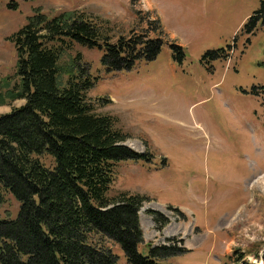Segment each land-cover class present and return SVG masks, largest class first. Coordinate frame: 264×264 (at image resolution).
<instances>
[{"label":"rangeland","instance_id":"rangeland-1","mask_svg":"<svg viewBox=\"0 0 264 264\" xmlns=\"http://www.w3.org/2000/svg\"><path fill=\"white\" fill-rule=\"evenodd\" d=\"M259 7L260 0H0V114L24 104L9 37L37 11H78L111 41L159 36L156 58L129 70L108 72L101 51L76 43L61 57L67 65L80 55L97 77L87 92L96 113L114 116L128 135L123 144L146 154L118 164L109 195L146 198L145 243L186 250L165 264H264V179L251 183L264 175L263 96L252 93L264 89V19L251 33L245 27ZM170 44L183 47L184 60L172 58ZM212 50L229 58L205 55ZM6 197L1 211L15 215L19 204Z\"/></svg>","mask_w":264,"mask_h":264},{"label":"trees","instance_id":"trees-1","mask_svg":"<svg viewBox=\"0 0 264 264\" xmlns=\"http://www.w3.org/2000/svg\"><path fill=\"white\" fill-rule=\"evenodd\" d=\"M262 19L264 0L245 23L249 33ZM9 40L24 104L0 114V264H119L112 245L126 264H165V256L186 251L145 243L139 219L145 197L109 195L118 164L146 154L123 144L128 135L114 116L96 113L87 92L97 77L80 55L60 63L76 43L101 51L108 72L129 70L154 60L163 40L140 34L111 41L78 11L52 17L37 11ZM169 46L175 61L184 60L183 47ZM205 55L229 58L225 50ZM252 93L263 96L264 109V89ZM6 196L19 204L15 215L1 211Z\"/></svg>","mask_w":264,"mask_h":264},{"label":"bare ground","instance_id":"bare-ground-1","mask_svg":"<svg viewBox=\"0 0 264 264\" xmlns=\"http://www.w3.org/2000/svg\"><path fill=\"white\" fill-rule=\"evenodd\" d=\"M259 179H261V180L264 179V175H262V176H258V177H256L255 179H253V181H251L252 179H251L250 181H251V183H252V182H255V181L259 180Z\"/></svg>","mask_w":264,"mask_h":264}]
</instances>
